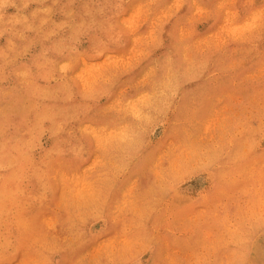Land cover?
I'll return each instance as SVG.
<instances>
[{"label": "rangeland", "instance_id": "obj_1", "mask_svg": "<svg viewBox=\"0 0 264 264\" xmlns=\"http://www.w3.org/2000/svg\"><path fill=\"white\" fill-rule=\"evenodd\" d=\"M0 264H264V0H0Z\"/></svg>", "mask_w": 264, "mask_h": 264}]
</instances>
